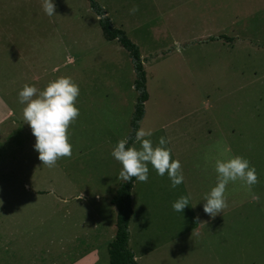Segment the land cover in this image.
Returning a JSON list of instances; mask_svg holds the SVG:
<instances>
[{"label":"rangeland","instance_id":"obj_1","mask_svg":"<svg viewBox=\"0 0 264 264\" xmlns=\"http://www.w3.org/2000/svg\"><path fill=\"white\" fill-rule=\"evenodd\" d=\"M95 1L139 47L148 98L138 129L152 131L146 138L154 146L167 139L185 179L173 188L149 164L152 182L131 190L128 231L138 263L264 264V0ZM53 2L49 17L43 0H0V100L12 114L0 127V264H38L41 245L73 250L68 245L96 240L85 232L88 209L119 177L114 146L131 138L139 90L129 53L103 37L89 0ZM218 36L230 39H210ZM60 76L79 86V116L68 129L71 157L49 168L18 93L25 83L43 90ZM227 150L249 160L258 183L249 192L230 182L228 207L212 218L202 199L216 184L215 159ZM80 192L84 199L76 200ZM189 194L177 230L144 231L143 197L170 208Z\"/></svg>","mask_w":264,"mask_h":264},{"label":"clouds","instance_id":"obj_2","mask_svg":"<svg viewBox=\"0 0 264 264\" xmlns=\"http://www.w3.org/2000/svg\"><path fill=\"white\" fill-rule=\"evenodd\" d=\"M42 7L49 17L56 14L53 0H43ZM138 10V6L134 5L130 13L134 14ZM18 96L20 103L24 105V122L30 126L35 137L34 148L39 153L38 158L42 165L51 168L59 159L71 157L72 145L69 142L68 129L79 116L76 106L79 86L71 77L60 76L50 80L43 90L25 83ZM133 133L134 140L140 142L139 149L128 146L127 139H121L111 152L122 166L119 179L128 182L135 178L136 181L147 182L150 163L158 175L164 176L167 173L171 187L175 188L181 184L184 180L182 166L179 159L172 158L171 150L165 147L168 141L160 137L158 144L154 146L152 141L146 138L152 135L150 129L140 128L133 130ZM229 152L230 150H227L215 159L216 184L202 199L205 201L204 212L212 218L228 207L225 191L230 182L239 181L249 192L258 183L256 169L250 165L249 160L240 155H230ZM82 198L81 193L78 199ZM189 198L190 194L180 196L173 202V210L183 212L189 205Z\"/></svg>","mask_w":264,"mask_h":264},{"label":"crops","instance_id":"obj_3","mask_svg":"<svg viewBox=\"0 0 264 264\" xmlns=\"http://www.w3.org/2000/svg\"><path fill=\"white\" fill-rule=\"evenodd\" d=\"M2 101L0 100V127L3 123H6L11 118V112L6 111L3 106L1 105ZM167 125L162 124L159 129L163 130L165 129ZM4 129L0 128V136L4 134ZM159 139V138H158ZM166 139V138H165ZM173 140V138H170ZM167 140V139H166ZM150 164V163H149ZM148 164V165H149ZM150 173V171H149ZM122 180L118 179L113 181H108L106 185L103 187V192L101 194H95V203L98 208H89V212L87 213V219L84 225H87L86 229V235L89 232H93V234L96 237L95 239H91L88 242L85 240L83 241L84 246L82 244H70L69 247H73L75 249L74 253H72V249L69 250L68 247H65L62 243H59L57 247L51 249L43 247L45 245H41L38 248H40L41 254L38 258V264H110L109 262V254H108V244L112 241L115 235L116 230V208L115 206L110 202V198L114 195L115 190L119 183ZM147 182L149 181V176ZM137 181L134 180L132 189H134ZM182 183H185V179ZM25 189L29 190L30 186L26 182L24 183ZM131 189V190H132ZM209 189V187L207 188ZM32 193L38 195V193L45 192L43 189H36L31 190ZM52 192V191H48ZM84 194L83 192H80L74 196L76 200H79L78 197L80 194ZM143 197V204L141 207H143V228L144 231L146 230H152V231H162L167 229L168 227L173 228L174 230H177V227L179 225V218H182V212H176L173 210V207L166 208L163 206V204L156 203V201H147ZM84 199V198H83ZM135 199L136 196L133 193L131 196V208H132V214L135 210ZM65 201V199H64ZM173 202H175V199H172ZM171 201V202H172ZM157 204H159L157 206ZM141 203L138 205V211L141 209L140 207ZM168 213H171V219H167L164 216H167ZM130 216V218H131ZM162 220H166L164 224H162ZM130 221V219H129ZM157 221H160L157 223ZM129 225V223H128ZM128 246L132 250L131 247V232L129 229V240H128ZM68 258L66 257V251ZM134 250V249H133ZM134 257L136 261L138 262L139 256L136 255L135 251ZM61 257H66L65 260L62 262ZM41 260L39 261V259ZM43 258V259H42Z\"/></svg>","mask_w":264,"mask_h":264},{"label":"trees","instance_id":"obj_4","mask_svg":"<svg viewBox=\"0 0 264 264\" xmlns=\"http://www.w3.org/2000/svg\"><path fill=\"white\" fill-rule=\"evenodd\" d=\"M90 6L102 16L98 19L103 37L107 40L116 39L119 44L129 53L136 72L135 88L139 90L135 108L132 117V133L128 140V146L134 140L133 130L138 129V122L144 114V102L148 98V93L145 87V71L142 66L139 47L127 36L124 30L114 27L109 18L104 16L105 11L97 4L95 0H89ZM210 39H225L230 38L225 36L213 37ZM135 178L128 182L121 181L116 188L114 195L110 198V202L116 208V230L112 241L108 244V254L110 264H139L136 259H133L134 253L128 246L129 231L128 223L132 213L131 208V189Z\"/></svg>","mask_w":264,"mask_h":264}]
</instances>
